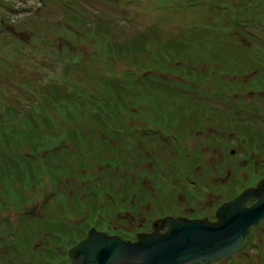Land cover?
<instances>
[{
    "label": "rangeland",
    "instance_id": "374dc122",
    "mask_svg": "<svg viewBox=\"0 0 264 264\" xmlns=\"http://www.w3.org/2000/svg\"><path fill=\"white\" fill-rule=\"evenodd\" d=\"M193 2L0 0V123L9 132L0 134V161L7 151L18 161L30 159L32 163L26 162L38 170L33 181L23 173L10 193L0 181V264L29 262L21 246L12 249L10 244L17 242L18 231L29 243L25 247L32 246L28 240L34 236L43 243L57 230L56 221L68 225L87 220L98 187L128 192L127 178L113 174L128 170L122 144L127 133L119 136L99 127L127 128L131 118L159 124L160 113L170 117L225 110L222 101L228 93L234 104L236 93H243L247 103L262 94L264 104V20L240 15L238 4L235 21L223 15L215 19L211 0L196 9ZM53 89L61 92L60 98L49 96ZM246 125L257 128L250 121ZM106 158L124 161L116 172ZM99 173L109 175L103 186ZM252 182L249 176L229 185L213 182L210 193L202 187L198 196L176 194L175 185L164 184L161 191H152L151 199L156 210L166 197L174 199L175 204L169 202L161 211L192 216L217 208ZM91 210L94 219L88 221L95 220ZM122 214L107 218L131 219ZM31 226L34 234L27 240L24 234ZM253 231L231 258L204 264H264L263 224Z\"/></svg>",
    "mask_w": 264,
    "mask_h": 264
},
{
    "label": "flooded vegetation",
    "instance_id": "af4514ba",
    "mask_svg": "<svg viewBox=\"0 0 264 264\" xmlns=\"http://www.w3.org/2000/svg\"><path fill=\"white\" fill-rule=\"evenodd\" d=\"M242 94L241 92L234 94V97H238L237 108L233 107L236 104L228 93V98L222 101L225 103V110L214 108L206 111L194 110V113L186 111L185 114L171 115L172 120L168 114L160 113L159 124H152L147 119L131 118L127 128L124 125L99 127L112 129L113 133L119 136V133H127L128 141L122 144H124V156L128 159V170L113 174L117 178L123 176L127 178L128 192L103 190L98 187L100 194L95 195L94 202L99 205L107 203V205L97 206L92 202L88 206L87 220L78 219L68 225L66 221H56L57 230L53 235L48 236L50 242L44 240L43 243L33 240L35 236L31 240L27 239L30 234H34L32 230L35 226H31L29 231L26 229L24 235L33 243L32 246L26 247L24 243H29L22 239L23 236L21 237L18 231L17 242H10L15 245L12 249L21 246L25 261L29 259L27 264H43V261L45 264H74L70 249L86 238L91 229L135 241L140 234L150 233L156 229V220L165 216L208 217L210 220H215L217 208L242 190L234 195H228L217 208L211 211L204 210L192 216L175 211L162 212L163 205L169 202L175 204L174 199L167 197L162 200L163 205L156 210L157 206L153 204L151 196L156 188L161 191L164 184L175 185L176 194L186 191L188 194L198 196L202 187L210 193L211 187L215 185L213 182L229 185L232 181H243L249 176L253 182L247 186L258 183L264 175L263 95L251 94L255 96V103H247L242 98ZM195 95L197 94H194V97ZM249 121L256 124L257 128L249 129L246 125ZM231 124H235L236 127L232 128ZM189 140L192 142L190 145H188ZM113 153L116 154L114 150ZM105 160V164L112 165L116 172L124 161L121 158H116L114 163L109 158ZM108 177V174L99 173L97 175V178H100L99 186H103ZM96 179L94 181L97 182ZM67 193V196L70 195L71 190ZM253 201L255 199L248 200L250 203ZM150 206L153 207L152 211L149 209ZM90 208L96 213L92 214L95 217L94 221H88L94 219L90 217V212H93ZM114 212L126 213L131 219L126 217L120 220L108 219L107 215L113 217ZM65 217L64 215L63 219ZM60 224L64 226L61 227ZM166 228V225L162 226L159 231H165ZM63 244L66 245L65 248ZM16 264L20 263L16 262Z\"/></svg>",
    "mask_w": 264,
    "mask_h": 264
},
{
    "label": "water",
    "instance_id": "95a60500",
    "mask_svg": "<svg viewBox=\"0 0 264 264\" xmlns=\"http://www.w3.org/2000/svg\"><path fill=\"white\" fill-rule=\"evenodd\" d=\"M216 216H165L135 241L91 229L70 253L74 264H203L231 258L254 227L264 226V176L223 202Z\"/></svg>",
    "mask_w": 264,
    "mask_h": 264
},
{
    "label": "trees",
    "instance_id": "16d2710c",
    "mask_svg": "<svg viewBox=\"0 0 264 264\" xmlns=\"http://www.w3.org/2000/svg\"><path fill=\"white\" fill-rule=\"evenodd\" d=\"M206 1L208 0H195V2H193L192 4H195L193 5V7L195 6V9H196L197 7L205 5L204 2ZM211 3L215 6L214 9H216L214 10V13L216 12L215 14H217V16L213 17L215 19H218L221 15H223V16H226L230 20H232L233 18V20L235 21V17L237 13L233 12V10L235 9L234 6L238 4L240 15H251L250 17L251 21L255 20V22L257 21L262 22V20H264V0H211ZM179 7L183 8L182 6H179ZM207 13L209 12L207 11ZM214 13H211V15H213ZM233 24L234 23L232 22V25ZM234 25L239 33L243 32L242 30L244 28L242 26H239L238 24H234ZM240 34H242V36L244 37L251 38L248 34H245V32L240 33ZM249 41L253 45V41L252 40H249ZM183 68L185 69L186 67H183ZM48 93H49V96H53L56 99H58V97L59 98L61 97V92H59L58 89L49 90ZM27 114H29V112ZM28 116H29V119L33 120L32 115L29 114ZM6 127L3 122L0 123V134L2 132H5V134L9 133L8 130H6ZM16 132L17 130H12V133H16ZM71 134L75 135L76 132L72 131ZM1 156H2V159H1L2 161H0V181L4 182L5 189L9 193H10L11 187L14 186L13 183H15L19 178L23 179L22 177L23 173L26 174V177H24L26 179H29L32 181L36 179V176H34V172L35 171L38 172V170L36 169V167L31 166L30 164L26 162L28 161L29 163H32L30 159L18 161L17 159H15L13 153H10V152L8 153L7 151H2ZM54 175L56 177H59L56 174ZM263 256H264V253H263Z\"/></svg>",
    "mask_w": 264,
    "mask_h": 264
}]
</instances>
